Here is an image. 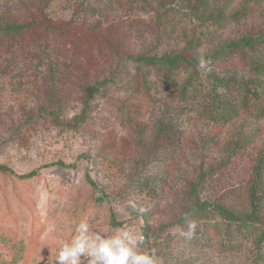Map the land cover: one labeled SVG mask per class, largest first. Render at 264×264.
Masks as SVG:
<instances>
[{"label": "trees", "instance_id": "trees-1", "mask_svg": "<svg viewBox=\"0 0 264 264\" xmlns=\"http://www.w3.org/2000/svg\"><path fill=\"white\" fill-rule=\"evenodd\" d=\"M154 1L157 11L150 10ZM49 2H31L21 12L0 11V45L15 48L10 55L35 45L34 70L42 76L33 107L5 143L14 141L25 127L35 125L77 132L96 119L93 110L102 101L105 107L99 119L105 121L112 115L111 131H101L108 138L92 146L96 152L93 157L88 153L83 157L88 162L104 164L111 159V166L99 165L98 170L121 172L128 183L112 197L105 186L85 173L84 181L91 193L80 216L86 213L95 193L111 204L144 196L149 204L163 201L161 206L151 205L144 213L134 212L147 237L171 227L186 230L189 223L195 222L196 231L209 226L218 236L222 234L223 246L231 247L238 239L250 241L262 260L264 151L259 150V143L264 123V62L259 49L264 48V0H132L133 7L142 6L149 13L142 12L147 17L144 23L133 21L132 25H140L155 45L171 36L174 27L168 24V15L174 7L182 9L183 16L194 18L200 28L219 34L252 22L246 32L206 50L200 48L201 40L207 39L201 31L199 36L194 33L185 49L161 54H152L150 49L125 53L112 27L86 18H54L48 13ZM46 47L52 50L47 52ZM201 53L211 62L207 74L197 70ZM187 110L209 129L201 138L202 146L196 150L190 171L181 175L175 189L167 191L160 182L163 179L165 183L167 176L155 169V161L162 163V158H157L160 154L184 147L183 137L171 139L178 127L172 116ZM56 166L77 169L76 164ZM232 170L239 176L237 186L214 198L203 196L216 177ZM40 176L39 170L20 175L0 164V179L8 183L28 185L40 180ZM7 187L9 196L0 186V219L17 224L16 215H28L29 219L22 222L28 223V235L21 240L22 248L15 250L12 231L0 230V264H29L38 247L40 225L33 214L32 201L12 183ZM169 194L171 198L165 200ZM161 211L167 216V224L159 222L154 228L153 215ZM123 223L116 220L111 208L109 224L119 227ZM199 239L207 242L203 237Z\"/></svg>", "mask_w": 264, "mask_h": 264}, {"label": "rangeland", "instance_id": "rangeland-1", "mask_svg": "<svg viewBox=\"0 0 264 264\" xmlns=\"http://www.w3.org/2000/svg\"><path fill=\"white\" fill-rule=\"evenodd\" d=\"M34 1L37 0H0V11L21 12ZM49 3L48 13L54 18H69V16L74 20L86 18L87 21L97 20L103 26L112 27L123 44L124 52L132 54L149 49L152 54L181 51L186 48V43L194 33L199 36L201 31L206 33L207 39L201 40L200 48L206 50L212 44L252 28V22H248L229 32L219 34L220 32L211 31L210 28H200L194 18L183 16L184 11L174 7L172 14L168 15V24L174 27L172 34L155 45L144 35L140 25L136 27L132 25L133 21L144 23L147 20L144 13L149 15L142 6L139 9L133 7L132 0H50ZM88 7L91 11H87ZM151 9L154 11L159 9L156 1ZM35 49H38L35 45L25 46L18 55H10L8 53L15 51V48L0 45V164L20 175L36 170L41 174L40 180L28 185H19L15 181L8 183L3 177L0 179V186L6 188L7 194L9 193L7 186L12 183L32 201L33 214L40 227L38 247L29 264H55L61 242L72 238L75 225L81 221L97 229L108 231L122 226L139 229L145 237L143 247L146 250H154L160 264H264V257L262 260L259 259V252L250 241L238 239L231 247L223 246L224 236L222 234L218 236L213 227L209 226L196 231L195 237L190 241H185L179 236L181 229L176 227L166 229L162 234L154 232L147 237L141 219L135 215V210L128 202L134 200L138 206L149 209L151 205L161 206L163 201L149 204L144 196H132L125 202L117 201L111 204L100 194L95 193L86 213L80 216L81 208L91 193L90 187L84 181L85 173L88 172L93 180L105 186L106 192L112 197L120 193L128 183L127 176L121 172L98 170L99 165H104L105 168L111 166V159L104 164L91 163L83 157L87 153L93 157L96 152L92 146L100 139L108 138L107 133L100 132L111 131L112 115L105 121H100L101 110L105 107V103L98 101L93 110L96 119L87 122L77 132L66 131L60 127L35 125L31 128L25 127L14 141L5 143L11 138V133L18 124L27 117V110L33 107V98L41 84L42 76L34 70L36 62L32 59V52ZM42 50L45 52V49ZM46 50L50 52L52 48L46 47ZM259 55L264 62V48L259 49ZM190 114L191 112L187 110L172 116L177 119L178 127H175L171 139L177 136L181 139L183 137L184 147L180 150L177 147L174 151L169 150L160 154L157 158H162V163L155 161L158 167L155 169L167 176L165 183H162L163 179L160 181L167 191L172 187L175 189L181 175L190 171L189 166L197 157L196 150L202 146L201 138L209 129L204 121L195 114ZM261 126L263 138L259 143V150L264 151V123H261ZM99 134H102V137H99ZM146 144L148 147L149 140ZM165 158L167 162L164 164ZM58 163L76 164L77 169H63L56 166ZM238 182L237 171L225 172L214 179L210 188L203 191V196L217 197L227 189L237 186ZM167 198L170 199L171 194L165 200ZM111 208L116 220L124 221L123 225L113 227L109 224ZM157 214L156 217L153 215L154 228L159 222L167 224L164 211ZM16 217L17 224L0 219V230L12 231L16 241L13 249L18 250L22 248L21 240L28 235V223L22 222L29 219V216L21 214ZM213 224L212 222L209 225ZM219 228L222 230L223 224L220 223ZM200 237L207 242L200 241Z\"/></svg>", "mask_w": 264, "mask_h": 264}, {"label": "clouds", "instance_id": "clouds-1", "mask_svg": "<svg viewBox=\"0 0 264 264\" xmlns=\"http://www.w3.org/2000/svg\"><path fill=\"white\" fill-rule=\"evenodd\" d=\"M210 60L201 53L198 57L197 70L207 74ZM129 206L140 213L148 209L138 206L130 200ZM196 223L191 222L186 230L179 232L185 241L196 235ZM143 233L131 226H122L115 230L97 229L81 221L75 225L74 235L70 240L61 242L55 258V264H160L154 250H146Z\"/></svg>", "mask_w": 264, "mask_h": 264}]
</instances>
